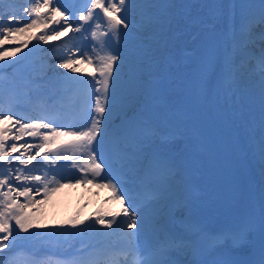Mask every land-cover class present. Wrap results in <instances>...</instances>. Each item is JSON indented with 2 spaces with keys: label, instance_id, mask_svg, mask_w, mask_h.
<instances>
[{
  "label": "bare ground",
  "instance_id": "bare-ground-1",
  "mask_svg": "<svg viewBox=\"0 0 264 264\" xmlns=\"http://www.w3.org/2000/svg\"><path fill=\"white\" fill-rule=\"evenodd\" d=\"M71 1L74 4H77L81 2L82 0H76V1L71 0ZM218 1H219V4L217 8H210L206 12H201L200 10H198L200 9L199 1L193 0V3H197V2L199 3V7L195 8L194 10L195 12L194 16L196 19L193 22V28L197 29L198 31L195 34H190V35L189 34L186 35L185 33L180 32L181 35L178 36V43L175 46L176 49L175 48L167 49L166 54L161 59V62H160L162 65L161 71L158 73L157 76L151 77V78L147 77L145 82L143 83L141 82L140 86L138 85L139 92L138 93L135 92L137 94L132 93L133 99L137 97V99L133 100L132 104H130V100L128 99L125 100L120 95H118L116 93V88H113L111 92V96H116V100L114 102H110L109 107L111 108V111L109 113H106V115L110 116V119L117 118L119 114L115 116V112L116 113L121 112V110L124 108L128 110L129 105L134 107L135 103L139 102L140 99H149L148 97L146 98L145 93H141V91L144 88L147 89L151 84H153V82H155L154 80H157L156 83H158L161 86L169 83L168 78L172 74L173 76L172 82L175 88L173 90L174 93L171 94L173 96L170 97L168 95L169 102L171 101L172 103V109L170 110L169 116L166 120L162 118V115H161V117H159V121H164V122L172 121L173 123H176L178 125L176 127H171V128H173L176 131V130H179V125H180L183 127L184 133L181 139L178 138V136L176 137L177 138L176 141H179V142H174V143L171 142V140L174 138L175 135L161 142L162 144H165L170 149L171 148L176 149L174 160H178V164H181L179 167H181L182 169V176L180 177L178 187L176 188L177 191L175 192L174 190L170 192L168 195L176 194V196L174 197L180 196V198L177 199V202H178L177 210H183L184 205L187 200L186 193L188 192L187 190L188 184H191L192 186L197 185L199 187V190L197 192H193L194 198L191 199V206L185 212V214L194 218L196 221H199L197 225L199 224L200 225L199 226L196 225L197 227L194 228V230L205 226L208 228V230L210 231L212 235H214L215 237H219L221 231H218L217 223L221 221L222 219L224 221L225 218L228 216L221 212V209L219 206L218 194L216 193V190L214 187L211 164L207 157L206 148L203 142L201 141L200 137L198 136L195 127L193 126L194 118L191 115H189L187 112H184L183 114L177 113L173 107L175 103L183 102V92H184L183 85L185 82L186 74L188 70L191 68L196 56L199 54L200 44L202 43V39H204L205 43L209 47V53L203 61L201 74L199 76L198 97L202 104L204 112L207 116V119L211 125V128L213 132L215 133L216 137L218 138L219 143L224 150V154H225V158L227 162V169L229 173L230 192H231V195L235 197V199L234 197L232 198V204L233 205L236 204L234 205V208H235L234 219L240 220L242 217V214L248 211L252 212L254 216L253 224L251 226L252 233L251 232L249 233V237L251 236L253 237L252 239H250L253 249H250L249 253H252V252L255 253V249H257L256 245H257L258 239L264 238V226H262V215H264L263 210H262V208L264 207V201H263L264 199V179H263L264 159H262L261 146L259 145L261 144V137L258 136L259 131H261V129H264V125L262 124L263 119L262 120L258 119L255 116V114L253 113L248 114L249 112L241 113L240 112L241 110H236V108L240 109L242 104L240 102V99L234 96L233 91L229 87L231 83L229 75L232 72V70L230 69L231 68L230 60L232 56L231 54H229V52L232 48L235 47V43L233 39L234 33L232 34L230 30L229 31L227 30H228V26L229 27L232 26L231 22L234 20V17H236V16L233 17V13L231 14L229 13V11H231L230 9L233 10L234 6H236L235 5L236 3H238L239 6L241 5V7L243 8L242 14L245 17L248 14L246 9L249 8V4L254 5V3L259 0H250V2H247L246 4L242 3L241 0H218ZM27 2L28 0H0V8L4 9L5 12H13V13H17L18 15V9H20V6ZM182 3L183 1L179 4H182ZM208 4L211 5L210 0H208ZM179 9L181 8L179 7ZM172 16H173L172 19L174 20L173 23L175 22V20L180 18L178 17L177 14H174ZM227 21H230V22L228 23ZM145 23L146 21H144V24ZM221 23L224 24L223 29H222L223 26L221 27ZM149 24H146L143 26L144 31L146 32L149 31L150 29ZM202 25H205L206 27L201 30V28L199 27ZM84 28L87 29L86 31L82 32L84 39L93 38L91 35L92 31L98 32L97 37L93 38L96 44H98V47H96V49L94 48L95 54L92 56L94 61L98 57H102L108 54H114V55L121 54L122 52L121 50L118 51L119 53H116L115 51L111 49H108L106 51L100 49L99 42L105 40V36L100 34L104 32V29H101V28H104L102 25L100 29H96L94 24L88 23L87 26ZM212 31H216L218 33V36L220 37L218 36L216 37L214 35L210 36ZM26 34H29L32 36V35H38L41 33H40V29L36 28V29H32L30 33L29 32L23 33V35H26ZM260 37H261V42L264 43V36H260ZM255 38H256L255 36L252 37V36L245 35V37L241 36L238 42H241L244 40L250 41L251 39L255 40ZM29 40H31L30 36H29ZM61 40L53 38L52 40L48 41V43H45L44 44L45 46L37 45L35 48L41 47L42 51L39 52L38 54H35L32 59H29L25 63L27 66H30L32 69H29L26 73L25 71H21L19 73L30 76L31 72L35 71L32 76L43 75V70L46 69L45 67H47V69H50L51 65L55 63L56 61L55 55L53 56L51 55L48 59L46 58L47 60L45 61V67L41 71L37 69L35 65H33L34 63L32 61L31 62L33 64H30L29 61L33 59H37V58H38L37 60H39L42 55L41 53L44 52V50H50V47H54V45L57 44L56 42H59ZM31 43H35V41L32 40ZM33 46L34 45H32V47ZM123 47L126 48L127 43ZM81 48H85V47L81 46ZM21 64L22 63H18L14 61L13 65L10 68L12 70L17 71L18 66ZM255 64L256 66L261 67L260 59H258L255 62ZM91 68L93 69L92 65H91ZM164 68H165V74L163 73ZM1 69L4 70L6 69V67H3ZM87 72H88V69L86 70L83 69V70H80L79 73H72V74L65 72L64 73L65 75H63V77H67V78L60 77L59 79H68V77H72V76H78V77L79 76L80 77L90 76ZM6 73L8 72L4 71L2 75H6ZM51 74L52 72H50L49 74L47 73V75L50 78L52 79L56 78V77L51 76ZM121 75H124V74H121ZM43 76L46 77V75H43ZM114 76L115 78L121 80L120 77H117L115 75V71H114ZM124 76H127V74ZM141 76L142 75L140 74L130 76V78H128L129 81H127L126 83L127 84L131 83V86H133L134 82L137 81V79ZM20 81L22 82L23 80L20 79ZM123 81L124 80L122 79V85L119 88L125 91L124 92L125 95H129L126 92L131 87L123 86ZM14 82H16V88L19 89V92H21L19 96V100L17 102L25 103V100H26L25 93L26 92L24 91L23 87L19 84V82L15 78H14ZM22 84L24 83L22 82ZM60 88H64V86L61 85ZM55 93L59 95L57 91H55ZM166 93H167V90L165 89L164 92L158 91L157 94L163 97H166ZM0 97L4 99H8V100L10 99V95L7 92H2ZM0 104L2 103L0 102ZM137 110L144 111V107H140ZM238 113H241V114H238ZM155 119H156V116H155ZM66 122L67 121H65V125H66ZM83 122L84 120L80 121V118H79V120L77 121H72L71 126H75ZM258 126L260 127L257 129L256 127ZM254 129H256L255 133H254ZM66 130H74V128L68 127ZM61 139H68V137H62ZM193 142L196 143V146L192 145ZM254 142L256 143V145L253 144ZM144 152H145L144 148L136 149V153L138 154L139 153L144 154ZM184 152H190L191 156L188 158H185V157L183 158L182 155ZM70 162L71 164L81 163V158L76 157L74 160H71ZM260 165H261V168H260ZM171 166L169 167V171H170ZM173 171L174 169L171 172ZM129 173H131L134 176V168H131ZM51 174L52 173H50L49 178H51ZM57 178H58V175H57ZM167 181H168L167 177L163 178V190L165 187L164 194L166 193V186H168ZM130 182H133V181L131 180ZM130 182L128 179V183ZM61 183L64 184V187L60 188L58 191L52 193L49 196L50 207L54 208L53 212L57 211V216L59 215L60 217L59 220L63 219L68 212H69L68 214L70 215L72 212H77V211L81 212L82 210L84 212L82 213V215L88 213V211L91 210L92 215L97 218L98 215H101L100 213L102 211H105L103 207L104 205L102 206V204L99 203L100 198L106 199L107 194L111 196L112 198V195H113L110 189L97 186V182L95 181L93 183L86 184L84 188L82 189H79V185L78 187L72 186V185L69 186L67 180H62ZM171 186L172 184H170L167 189H169V187ZM156 196H154L153 198L149 200H154ZM169 199L170 197L167 198L165 203H167ZM86 200L88 203L86 202ZM79 203L82 204L81 205L82 208L79 207L78 209H76V206ZM165 203L161 204V207H159L155 211L150 210L151 213L143 212L144 214L142 215V210L141 209L137 210L140 215V220L143 223H146L147 221L150 220L152 224L153 222L152 219L154 218L157 212L159 215L167 214L171 210L172 206L169 205L167 209H164ZM96 204L98 205L97 209L93 211L92 209L94 208V206H96ZM105 204H106L105 208L108 212L114 208L121 209V206L119 205V203H117L113 199L110 203H108V201L105 200ZM134 207L137 208L136 205ZM72 222L76 223L78 221L75 220ZM58 223L63 224V221H60ZM85 224H87L88 226H93V220L90 219L86 221ZM151 224H149L148 226H150ZM241 228L242 230L248 229L244 227L243 225H241ZM97 229L99 231H95ZM70 231L71 229L68 228L67 231L60 233L59 236L65 237L66 238L65 241H69L70 244L74 246V244L78 242V240L72 239L69 237ZM109 231L110 229H107L104 226L95 225V227L91 228L90 232H91V237H96L98 234H100V232L108 233ZM105 237L106 236H104V238ZM38 238L39 236L36 233H33V236L28 238V242H34L38 240ZM28 242L27 243L26 241L23 242L24 243L23 246L25 245V248L23 247L24 248L23 256H27L31 254V252L34 249V248H31L32 245H29ZM101 242L102 241L100 240H94L93 242H90V244L92 243L100 244ZM216 243H219V242H216ZM13 244L11 248L8 249V252H7L8 256L6 255L7 257L2 256L3 254L0 253V259L4 261V264L8 263L7 260H10V257L16 256L18 254L15 251V245L19 243L16 242ZM85 245H87V243H84V246ZM223 248H224V245L222 246L215 245L214 249H205L204 253H202L200 256H203V258L207 260L209 258V253L211 251H214V252L221 251L222 252L221 255H223ZM200 256H195L194 258H198Z\"/></svg>",
  "mask_w": 264,
  "mask_h": 264
},
{
  "label": "snow or ice",
  "instance_id": "snow-or-ice-1",
  "mask_svg": "<svg viewBox=\"0 0 264 264\" xmlns=\"http://www.w3.org/2000/svg\"><path fill=\"white\" fill-rule=\"evenodd\" d=\"M84 3L86 7L74 9L62 0H28L20 6L19 16L0 8V48L10 42V36L14 37L36 28L40 29L41 34L32 35L30 39L43 43H48L53 38L59 39L61 31L65 28L76 33L86 31L84 25L89 22H92L96 29H100L101 22L97 19V10L102 13L103 22L106 24V31L100 33L101 35L118 38L122 31L126 34L130 24L124 13L130 0H84ZM260 8V23H264V0H260ZM73 24L77 26L73 27ZM245 32L247 33V27ZM91 35L96 38L98 32L92 31ZM19 51L20 48L0 51V60L5 56L15 57ZM73 56L64 57L58 67L79 73L80 69L76 65L81 62L92 65L93 72L89 74L91 80L78 76L68 77V80L84 90L92 89L87 91V96L89 99L94 97V106H89L90 110L84 122L68 126L74 130H65V126H54V123L46 118L25 120L17 118L11 111L5 113L0 110V252L9 247L8 242L10 238H15L14 233L16 235L21 232L29 233L34 225L39 226L36 224L35 214L30 210L43 204L52 193L64 187L62 180H67L69 186L73 182L89 184L95 181L97 186L110 189L113 193L112 199L121 206L120 212L109 213L107 216L98 215L93 221V227L102 225L112 230L109 233H100L101 235L118 237L119 243L115 246L109 245L106 252H118L119 264H174L164 257L172 247L182 246L183 241L162 237L154 248L148 251L141 249L138 243L141 227L139 212L133 206L131 198H126L120 181L105 174L106 169L111 171L113 160H123L128 151L126 143L118 138L111 141L110 153L102 150L108 140L106 128L110 116L106 113L111 111L110 87L114 86L115 66L121 57L108 54L94 61L92 56L79 49ZM260 66L264 73V55L260 58ZM97 74L99 79L96 78ZM25 137H31L39 142L17 143ZM62 137L68 139H61ZM261 154L264 159V135L261 137ZM37 157H40V161L33 168H29ZM76 157L81 158V163H73L70 167L78 169L80 175L69 173L58 179L57 174L52 173L49 178L51 170L59 160L71 161ZM45 163L48 165L47 169L44 168ZM34 170L42 171L43 176L31 174ZM41 195L43 198L37 200L36 197ZM219 239L220 237L216 238ZM0 264H4L2 259ZM79 264H98V261L96 258L86 257L82 258ZM260 264H264V258Z\"/></svg>",
  "mask_w": 264,
  "mask_h": 264
},
{
  "label": "rangeland",
  "instance_id": "rangeland-1",
  "mask_svg": "<svg viewBox=\"0 0 264 264\" xmlns=\"http://www.w3.org/2000/svg\"><path fill=\"white\" fill-rule=\"evenodd\" d=\"M137 1H138V4H136L135 9H133V11H132V9L129 8V11H130L129 13L131 16L129 19L130 28H132V30L135 29L137 35L134 36L133 38H131L132 39V40L130 39L131 41L130 40L128 41V42H130L129 44L127 42L126 48L123 47L121 49V51L123 53L121 52V54L119 56L121 57L122 61L120 60L119 62H117L118 67H115V71L118 72L120 78L122 76L124 77V75H126V74H127V76H134L137 74L142 75L133 84L134 94H135V92H138V88L141 85L140 84L141 82L142 83L145 82L147 77L151 78V77L157 76L158 73L161 71L162 65L160 62H161V59L163 58L162 56L164 54V51L167 49V47L169 45H172L176 41H178V36L181 35V33L179 31L182 30L183 32H185L186 35L195 34L197 32V29L193 28L194 20H193L192 15H193V13H195L194 12L195 8L199 7V3L201 0H198L199 3L197 2V3H193V4H192L193 0H183L184 2L181 5L186 4V6L188 8H182V6L179 5V3L182 2V0H179V1L178 0H151V2L154 5V6L153 5L151 6L152 8H150V6H149L150 0L149 1L137 0ZM217 1L218 0H213V3L215 4L216 7L219 4V1L218 2ZM62 2L65 3L66 5L69 4V0H62ZM206 2L208 3V0H206ZM214 4L211 5L212 8H216L214 6ZM141 5H142L143 9L138 8V6H141ZM193 5H194V8H191V7H193ZM235 5L236 6H234L233 10L236 12H234L232 9H230L231 11H229V13L230 14L233 13V17L234 16H236V17H234V20L231 22L232 26L231 25H230L231 27L228 26V30H227V31L230 30L232 32V34L234 33L233 39H234V43H235V47L232 48L229 52V54H231V56H232L231 60H230V64H231L230 69L232 70V73H233V76L230 79L231 83H230L229 87L233 91L234 96L236 94L237 97L240 98V102L242 105H241L240 109H238V110H241L240 111L241 113H243V112L246 113V112H252L253 105L257 104L261 99L264 98V73H262L261 67L256 66V64L250 58L251 56H253L256 60L260 59L261 56L264 55V48H263V46L259 47V44L257 43L259 41L256 39L257 38L256 35H254L256 37L254 41H247V42H243V43L238 42V41H239V38L241 36L245 37V35H253V34H259V33L263 32V28L261 27V24H256L254 21L243 20L242 18H244V15H240L241 12L237 11L240 8L237 6V4H235ZM68 6L74 8V9H80V8L86 7L85 4L77 5V7H76V5H71V4H69ZM179 7L181 9H179ZM148 10H150V11H148ZM198 10H200V9H198ZM204 11H206V7L205 8L202 7L201 12H204ZM174 14H177L178 17H180V18L175 20V22L173 23L174 20L172 19L173 18L172 15H174ZM18 15H21L20 9H18ZM77 15H78V13H77ZM144 21H146V23L149 21L147 24L150 23L149 24L150 29L148 32L144 31L143 26L146 25V23L144 24ZM227 22L229 23L230 21H227ZM141 25H142V27H141ZM76 26L77 25L73 24V27H76ZM180 26H182V27H180ZM222 26H223V23H221V27ZM51 27H59V26H56V25L52 26L51 25ZM246 27H247V33L245 32ZM26 35H27V37H26ZM26 35L19 34V35L14 36V37L10 36L9 37L10 42L6 43L3 46V48H0V51H4L5 49L20 48V51L17 52L15 57L5 56L4 59L0 60V68L4 67L6 64H11V63L13 64L15 59L18 60V58L21 55L29 52L30 50L35 48L37 45L45 46L44 45L45 43L39 42V41H35V43H31L32 40H29V36H31V35H29V34H26ZM80 35H82V32L81 33L71 32V31H68L67 28H65V30L61 31V33H60L59 39L60 40L62 39V40L57 42V44H55L54 47H50V50H44V52L41 53L42 55H41V58L39 60H37L38 58L30 60L29 61L30 64L34 63L33 65H35L36 68L41 71L45 67V61L51 55L52 56L55 55L56 61L53 65H51V67H50L51 70L47 69V67H45L46 69H44L43 72L46 74L47 73L49 74L50 72H52L51 76H53V77L59 76L62 73L64 74L65 72L72 74V72L70 70L58 67V65L62 62V59L64 57L73 56V54L77 52V49L83 51L87 55L93 56L91 48H81V46L79 44L72 45L73 43L79 42V39H80L79 36ZM63 39H64V42H62ZM236 43L238 46L236 45ZM238 43L239 44L241 43V44L239 45ZM25 44L27 45V47H24ZM32 45H34V46L32 47ZM173 47H175V46H173ZM141 48H142V50H141ZM50 53H52V54H50ZM53 53H55V54H53ZM256 53H258L259 55H256ZM126 56H128V57H126ZM240 57H244V60H241ZM73 58H78V56H73ZM76 66L79 67L80 70L88 69V72H93L91 65L87 64L86 62H81L79 65H76ZM121 74H124V75H121ZM172 77L173 76L171 74L168 78V81H169V83H167L168 88L166 87V90H167L166 96L169 95L170 97L173 96L171 94L174 93L173 90L175 88V86L173 85V82H172V80H173ZM154 81L157 82V80H154ZM126 82H127V80L124 79L123 86H125V87H127V85H128ZM147 84H148V82H147ZM48 88H50V87H48ZM2 92L9 93L11 102H14L16 100V98L19 99V96L21 93V92H19V89L16 88V82H14V80L11 78V76L9 77L6 75H0V93H2ZM168 92H169V94H168ZM17 93H18V96L16 97L15 95ZM131 97H132V95H130L127 98L124 97V99L125 100H127V99L131 100L132 99ZM0 110L6 111V108L1 109V107H0ZM7 112H9V111H6L5 113H7ZM241 113H238V114H241ZM248 114H250V113H248ZM17 118H19V117H17ZM167 122H171V121H167ZM262 124L264 125V121L262 122ZM66 129L67 128H65V130ZM176 131H177V134L171 140L172 143L179 142V141H176L177 140L176 137L178 136V138L181 139V137L183 136V133H184L183 127L180 125H179V130H176ZM179 131L181 134L178 133ZM255 131H256V129H254V133H255ZM24 142L38 143L39 141L33 140V138H31V137H25L24 140L18 141L17 143L19 144V143H24ZM253 144L256 145L255 142ZM259 145L261 146V144H259ZM21 151H24V150L21 149ZM34 153H35V149H33V154ZM19 154L20 153H14V155H19ZM22 158H24V157H22ZM60 161L64 164V166L70 167V165H72L70 161H65V160H60ZM260 168H261V165H260ZM31 174L43 176V173H41L40 171L32 172ZM172 177L174 179L175 175ZM172 177L170 176V178H169V180H171V181H169L170 184L174 183ZM170 184H168V186ZM78 185H79V189H82V188H84V186L86 184L83 182H81V183H75L74 182L72 184V186H76V187H78ZM173 185L171 187H169V189H167L168 188V186H167L166 190L170 191L173 188ZM232 197H234V196L232 195ZM42 198H43L42 195L36 197L37 200H40ZM234 199H235V197H234ZM21 200H23V198H21ZM105 200H107L108 203H110L112 201V198H111V196H109L107 194L106 199L100 198V200H99V203L102 204V206L104 205L103 207H104L105 211H102V212L108 213L105 209V207H106ZM160 204H161V201L160 200L158 201V199L157 200H151L147 204H144V205L138 207L137 209H141L142 215H143L144 214L143 212L151 213L150 210H152V211L157 210L160 207ZM234 205H236V204H234ZM30 211L35 214L34 218H35L36 224L39 226H42L45 224H50L52 222H56V220L59 219V215L57 216V211L53 212L54 208L50 207L49 197L46 199V201L43 204L39 205L38 207L32 208ZM140 224H141V227L139 229V233L142 232L143 230H145V228H147L148 225L151 224V221L149 220L146 223H143L140 220ZM39 226L34 225L32 229L37 228ZM30 231H31V229L29 230V232ZM30 236L31 235H29L28 233H23V232L19 233L18 235H16L14 233L15 238L14 239L10 238V240L8 242L9 247L0 253L3 254L2 256L7 257L8 256V253H7L8 249L11 248L13 243H16V242L23 243L25 241L27 243L28 237H30ZM22 256H23V254H17L16 256H12V257H10V260H7L8 263H6V264H22L21 263Z\"/></svg>",
  "mask_w": 264,
  "mask_h": 264
}]
</instances>
